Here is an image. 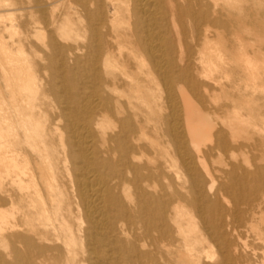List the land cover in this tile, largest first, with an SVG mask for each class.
Listing matches in <instances>:
<instances>
[{"label": "bare ground", "instance_id": "obj_1", "mask_svg": "<svg viewBox=\"0 0 264 264\" xmlns=\"http://www.w3.org/2000/svg\"><path fill=\"white\" fill-rule=\"evenodd\" d=\"M257 221L264 0H0V264H264Z\"/></svg>", "mask_w": 264, "mask_h": 264}, {"label": "rangeland", "instance_id": "obj_2", "mask_svg": "<svg viewBox=\"0 0 264 264\" xmlns=\"http://www.w3.org/2000/svg\"><path fill=\"white\" fill-rule=\"evenodd\" d=\"M257 223H259V224H257ZM263 224L260 221L255 222V225L257 227L260 226L259 229H262L264 231V225ZM245 239H246L247 243L250 244L251 246H256L260 250L264 251V243H258V242H256V235L254 233H252V232L249 233V236H246ZM246 256L248 258V264H259L258 263V260H259V258L261 256L260 253H258L257 257H254V255L252 254V251L251 250H246Z\"/></svg>", "mask_w": 264, "mask_h": 264}]
</instances>
